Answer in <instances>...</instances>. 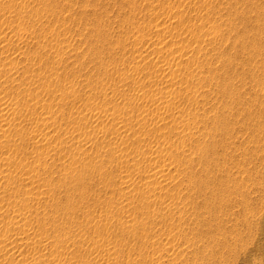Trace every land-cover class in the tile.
<instances>
[{
  "label": "rangeland",
  "instance_id": "obj_1",
  "mask_svg": "<svg viewBox=\"0 0 264 264\" xmlns=\"http://www.w3.org/2000/svg\"><path fill=\"white\" fill-rule=\"evenodd\" d=\"M0 111V264H264V0H0Z\"/></svg>",
  "mask_w": 264,
  "mask_h": 264
},
{
  "label": "bare ground",
  "instance_id": "obj_2",
  "mask_svg": "<svg viewBox=\"0 0 264 264\" xmlns=\"http://www.w3.org/2000/svg\"><path fill=\"white\" fill-rule=\"evenodd\" d=\"M3 109H4V108H3ZM3 109H1V110H3ZM0 112H1V111H0ZM0 114H2V113H0ZM126 126H127V125H126ZM129 129H130V128H129ZM131 129H132V128H131ZM127 130H128V129H127ZM156 152H157V150H156ZM158 152H159V151H158ZM159 154H161V153H159ZM154 155H155V154H154ZM161 155H162V154H161ZM155 158H156V157H155ZM159 159H160V157H159ZM164 161H165V160H164ZM166 161H167V160H166ZM166 161H165V162H166ZM161 162H162V161H161ZM165 162L163 163L164 165H165ZM157 163H158V162H157ZM166 163H167V162H166ZM161 166H162V165H161ZM161 166H160V167H161ZM154 167H155V166H154ZM151 168H152V167H151ZM157 168H158V167H157ZM157 168H156V169H157ZM162 169H163V166H162ZM157 170H158V169H157ZM157 170H156V171H157ZM151 171H152V170H151ZM161 171H163V170H161ZM152 173H153V172H152ZM162 173H163V172H162ZM162 173H161V175H162ZM153 174H154V173H153ZM155 174H157V173H155ZM155 174H154V175H155ZM159 174H160V173H159ZM159 174H158V175H159ZM149 176H150V175H148L147 177H149ZM166 176H167V175H166ZM164 179H165V178H163L162 180H164ZM160 182H162V181L160 180ZM157 187H158V186H157ZM159 188H160V187H159ZM161 188H163V187H161ZM140 189H141V188H140ZM154 189H156V188H154ZM126 222H127V221H126ZM28 241H29V240H28ZM29 243H30V241H29ZM55 259H56V258H55ZM53 260H54V259H53ZM132 262H133V261H132ZM132 262H131V264H132Z\"/></svg>",
  "mask_w": 264,
  "mask_h": 264
}]
</instances>
